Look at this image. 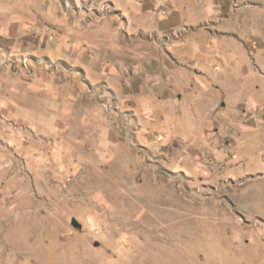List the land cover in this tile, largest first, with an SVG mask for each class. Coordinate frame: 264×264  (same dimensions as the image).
I'll use <instances>...</instances> for the list:
<instances>
[{"label":"rangeland","instance_id":"rangeland-1","mask_svg":"<svg viewBox=\"0 0 264 264\" xmlns=\"http://www.w3.org/2000/svg\"><path fill=\"white\" fill-rule=\"evenodd\" d=\"M0 264H264V0H0Z\"/></svg>","mask_w":264,"mask_h":264},{"label":"water","instance_id":"water-1","mask_svg":"<svg viewBox=\"0 0 264 264\" xmlns=\"http://www.w3.org/2000/svg\"><path fill=\"white\" fill-rule=\"evenodd\" d=\"M77 224H78V222L76 220H74V225H77Z\"/></svg>","mask_w":264,"mask_h":264}]
</instances>
